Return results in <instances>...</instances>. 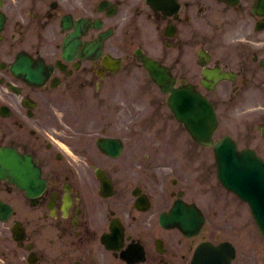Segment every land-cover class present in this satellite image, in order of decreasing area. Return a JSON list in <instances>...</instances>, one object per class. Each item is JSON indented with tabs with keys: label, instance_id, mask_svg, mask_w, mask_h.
<instances>
[{
	"label": "flooded vegetation",
	"instance_id": "obj_1",
	"mask_svg": "<svg viewBox=\"0 0 264 264\" xmlns=\"http://www.w3.org/2000/svg\"><path fill=\"white\" fill-rule=\"evenodd\" d=\"M143 54L204 93L221 132L264 160V0H0V148L26 173L0 179L2 261L192 264L200 241L231 240L230 264H264V236L216 190L211 152L185 140L202 157L193 168L181 152ZM204 68L229 77L207 88ZM178 197L204 214L195 235L159 221Z\"/></svg>",
	"mask_w": 264,
	"mask_h": 264
},
{
	"label": "water",
	"instance_id": "obj_2",
	"mask_svg": "<svg viewBox=\"0 0 264 264\" xmlns=\"http://www.w3.org/2000/svg\"><path fill=\"white\" fill-rule=\"evenodd\" d=\"M157 77V76H156ZM182 98H179L177 94H171V99H169V105L171 106L172 110L176 112V114L185 121L187 128L190 130L191 133L196 134L199 139L204 140L209 134V126L211 125L207 122V119L210 115L209 113V106L207 107L206 101L190 92H183L179 93ZM232 147H222L217 150L220 155H217V160L219 166L221 165L222 157L221 154L227 153L226 155V165L232 159ZM231 163V162H230Z\"/></svg>",
	"mask_w": 264,
	"mask_h": 264
}]
</instances>
